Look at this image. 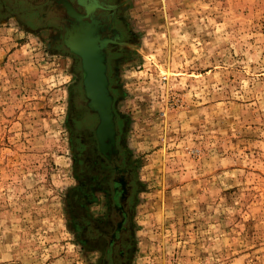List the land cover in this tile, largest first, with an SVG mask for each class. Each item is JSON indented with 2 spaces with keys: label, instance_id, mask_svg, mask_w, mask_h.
I'll list each match as a JSON object with an SVG mask.
<instances>
[{
  "label": "rangeland",
  "instance_id": "rangeland-1",
  "mask_svg": "<svg viewBox=\"0 0 264 264\" xmlns=\"http://www.w3.org/2000/svg\"><path fill=\"white\" fill-rule=\"evenodd\" d=\"M92 1L0 0V264H264V0Z\"/></svg>",
  "mask_w": 264,
  "mask_h": 264
},
{
  "label": "water",
  "instance_id": "water-1",
  "mask_svg": "<svg viewBox=\"0 0 264 264\" xmlns=\"http://www.w3.org/2000/svg\"><path fill=\"white\" fill-rule=\"evenodd\" d=\"M81 2L86 4L88 0H81ZM79 16L80 18L82 17L81 14H79ZM81 23L82 25H80L79 27L76 26L77 28L74 27L75 29L73 28L71 31L67 33L66 41H67L68 46L71 48V50L75 52L76 54H78L79 56H81L83 60V68L85 72L84 83H85L86 93L90 99V107L94 111L98 112L100 116V124L97 128V135H98V139L100 142V147L104 154L111 155L112 151L114 150L115 143H116L117 130H116V120H115L116 115L113 109L114 98L109 89V79L107 76L106 58L102 52L101 43H100L101 42L100 35L98 31H96L93 28L92 36L88 37L89 42H87L86 45H87L88 51L92 50L91 55L93 58H91V62H95V66H94L95 68L92 67L90 70L87 67L86 65L87 54L79 51V49L77 48L78 46L71 40V37H73V35L75 34L74 32L78 28L82 27L83 24H85V26H88V25L91 26V23L86 22L84 19L83 20L81 19ZM84 30L85 29H82L81 32ZM98 52L101 54V56L99 55ZM96 61H97V64H96ZM93 68L95 69L96 73H94ZM97 75H99V78L101 81L99 85V89L94 88L91 82L89 81L91 76L94 77V79H96ZM97 91L101 92L102 96L100 100H99ZM96 98L98 100H96Z\"/></svg>",
  "mask_w": 264,
  "mask_h": 264
},
{
  "label": "bare ground",
  "instance_id": "bare-ground-1",
  "mask_svg": "<svg viewBox=\"0 0 264 264\" xmlns=\"http://www.w3.org/2000/svg\"><path fill=\"white\" fill-rule=\"evenodd\" d=\"M90 1V0H89ZM94 1V0H93ZM91 2L92 3V6H94V4H96L97 2ZM99 2V1H98ZM91 5V4H90ZM97 5V4H96ZM104 5V4H103ZM101 7H102V5H100ZM97 7V6H96ZM94 8V7H93ZM69 10H70V12L73 14V16L74 17H78V19H80V16H79V14L69 5ZM80 25H82V23L81 22H79V24H78V27L80 26ZM92 25H93V27H92ZM84 26H85V24H83V26L82 27H80V28H78L74 33V35H73V37H71V40L78 46L77 48L79 49V51H81V52H84L85 54H87V57H86V65H87V67L91 70V68L92 67H94L95 66V62H91V58H93L92 57V55H91V51L92 50H89L88 51V48H87V45H86V43L87 42H89V39H88V37L89 36H92V33H93V28L97 31L98 29H99V27H100V25H99V23L98 22H94L93 21V23H91V26L90 25H88V26H85V28H84ZM77 28V27H76ZM75 29V28H74ZM82 29H85L84 31H82L81 32V30ZM103 30H105L104 28H102ZM80 30V31H79ZM98 33H100V32H98ZM88 35V36H87ZM91 38V37H90ZM103 41V40H102ZM107 42H108V40H107ZM107 42H104V43H107ZM105 45V44H104ZM92 48V47H91ZM94 53V52H93ZM99 53V52H98ZM95 54V53H94ZM96 55V54H95ZM99 55L101 56V54L99 53ZM97 56V55H96ZM100 56H98V57H100ZM96 64H97V61H96ZM95 68V67H94ZM93 68V71H94V73H96V71H95V69ZM96 75V74H95ZM95 75H94V77H95ZM94 77H90V79H89V81L91 82V84H92V86L94 87V88H97V89H99V85H100V83H101V81H100V78H99V75H97L96 76V79H94ZM97 93H98V96H99V100L101 99V92H99V91H97ZM96 100H98L97 98H96ZM106 144H107V142H106Z\"/></svg>",
  "mask_w": 264,
  "mask_h": 264
},
{
  "label": "flooded vegetation",
  "instance_id": "flooded-vegetation-1",
  "mask_svg": "<svg viewBox=\"0 0 264 264\" xmlns=\"http://www.w3.org/2000/svg\"><path fill=\"white\" fill-rule=\"evenodd\" d=\"M115 194H114V201L115 202H118L119 201V198H120V195H119V192L117 191V185H115ZM125 215H127V213L125 212Z\"/></svg>",
  "mask_w": 264,
  "mask_h": 264
}]
</instances>
